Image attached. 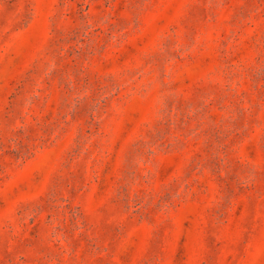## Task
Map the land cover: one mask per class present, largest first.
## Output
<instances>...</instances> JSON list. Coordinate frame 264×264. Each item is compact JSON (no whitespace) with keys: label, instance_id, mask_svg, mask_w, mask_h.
Returning a JSON list of instances; mask_svg holds the SVG:
<instances>
[{"label":"rangeland","instance_id":"1","mask_svg":"<svg viewBox=\"0 0 264 264\" xmlns=\"http://www.w3.org/2000/svg\"><path fill=\"white\" fill-rule=\"evenodd\" d=\"M0 264H264V0H0Z\"/></svg>","mask_w":264,"mask_h":264}]
</instances>
